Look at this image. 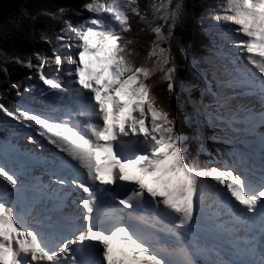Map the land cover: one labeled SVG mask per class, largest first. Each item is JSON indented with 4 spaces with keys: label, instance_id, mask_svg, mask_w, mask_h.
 I'll return each mask as SVG.
<instances>
[{
    "label": "snow or ice",
    "instance_id": "6c2138e0",
    "mask_svg": "<svg viewBox=\"0 0 264 264\" xmlns=\"http://www.w3.org/2000/svg\"><path fill=\"white\" fill-rule=\"evenodd\" d=\"M202 6L199 56L186 0H84L51 55L0 54L5 79L29 72L0 103V264H264V0ZM31 19L0 31L52 44ZM161 85L189 97L190 135Z\"/></svg>",
    "mask_w": 264,
    "mask_h": 264
},
{
    "label": "trees",
    "instance_id": "16d2710c",
    "mask_svg": "<svg viewBox=\"0 0 264 264\" xmlns=\"http://www.w3.org/2000/svg\"><path fill=\"white\" fill-rule=\"evenodd\" d=\"M81 2H84V0H10L7 8L0 16V22L15 21L18 17V9L23 5L27 7L32 17L28 23L34 25L37 37L39 33L43 32L52 38L53 44L55 41L54 37L59 32L63 20L72 18L75 12H77L76 8L81 5ZM143 2L144 0H141V3ZM211 2L212 0H186L190 9L189 16L186 20L185 27L177 29L181 42L187 44L190 51L195 56L204 54V46L208 42L198 21L199 16L205 11L202 5ZM133 25L135 28L137 27L134 21ZM148 39L149 34L141 33V44H145ZM52 44H46L38 38L35 40H28L21 32L10 31L8 35H5L3 31H0V54L7 53L9 56L18 55L23 57L30 54L32 51H38L48 55V51L52 48ZM139 51L140 56L136 57L138 62L142 61L143 56L146 54L145 48L143 47H141ZM172 51L176 53L175 42L173 43ZM175 59L178 64L182 65L177 72L179 79L185 82L196 83L195 70L191 67V61H184L178 53H176ZM8 71L9 76L7 79L0 74V103L5 106H8L16 99L15 90L11 89V84L15 83L21 90L23 86L21 78L23 75H26V70L14 63L8 65ZM5 89H8L6 94L7 98H5ZM154 91L158 99L166 106H169L171 112L175 115L178 130L185 135H190L191 129L184 122V115L190 110V106L187 103L189 97L183 93L182 99H180V95L177 94V96L171 100L165 101L164 97L166 93L163 91L162 85L155 88ZM191 95L195 98L198 93L194 90ZM1 119H3L2 116H0V120ZM206 146L209 151H213L217 147L211 142ZM194 148V142H190L189 150L192 151Z\"/></svg>",
    "mask_w": 264,
    "mask_h": 264
},
{
    "label": "rangeland",
    "instance_id": "374dc122",
    "mask_svg": "<svg viewBox=\"0 0 264 264\" xmlns=\"http://www.w3.org/2000/svg\"><path fill=\"white\" fill-rule=\"evenodd\" d=\"M83 2H81V4H82ZM80 10V11H79ZM76 11L77 12H75V17H74V15H73V17L72 18H70L69 20L71 21V22H73L74 24L76 23V22H78L79 20H81L82 18H85V17H87L89 14L87 13V12H85V11H83L81 8H80V5L78 6V8H76ZM77 13H81V15H77ZM134 31H135V27H134ZM57 45H56V41H54V43L52 44V48H50L49 49V51H48V55H51V49H53V48H55ZM26 70V69H25ZM27 75H29V72H28V70H26V75L25 76H27ZM105 75H107V73H105ZM25 76L23 75L22 76V78H21V81H22V83H23V86H22V88H21V91H23V88L26 86V82H25ZM179 95H180V99H182V97H183V93H178ZM2 120V119H1Z\"/></svg>",
    "mask_w": 264,
    "mask_h": 264
},
{
    "label": "water",
    "instance_id": "95a60500",
    "mask_svg": "<svg viewBox=\"0 0 264 264\" xmlns=\"http://www.w3.org/2000/svg\"><path fill=\"white\" fill-rule=\"evenodd\" d=\"M10 0H0V16L2 15V13L5 11V9L7 8V5L9 3Z\"/></svg>",
    "mask_w": 264,
    "mask_h": 264
},
{
    "label": "bare ground",
    "instance_id": "6f19581e",
    "mask_svg": "<svg viewBox=\"0 0 264 264\" xmlns=\"http://www.w3.org/2000/svg\"><path fill=\"white\" fill-rule=\"evenodd\" d=\"M20 86V85H19Z\"/></svg>",
    "mask_w": 264,
    "mask_h": 264
}]
</instances>
